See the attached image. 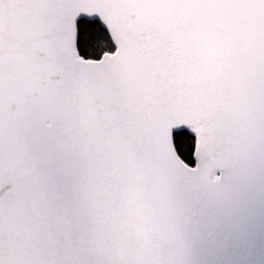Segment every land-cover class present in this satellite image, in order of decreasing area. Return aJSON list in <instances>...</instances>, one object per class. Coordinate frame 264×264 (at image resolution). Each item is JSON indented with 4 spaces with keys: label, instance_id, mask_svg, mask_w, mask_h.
Segmentation results:
<instances>
[{
    "label": "snow or ice",
    "instance_id": "obj_1",
    "mask_svg": "<svg viewBox=\"0 0 264 264\" xmlns=\"http://www.w3.org/2000/svg\"><path fill=\"white\" fill-rule=\"evenodd\" d=\"M250 167L264 0H0V264H181L190 200Z\"/></svg>",
    "mask_w": 264,
    "mask_h": 264
},
{
    "label": "water",
    "instance_id": "obj_2",
    "mask_svg": "<svg viewBox=\"0 0 264 264\" xmlns=\"http://www.w3.org/2000/svg\"><path fill=\"white\" fill-rule=\"evenodd\" d=\"M215 173L211 190L186 208L181 264H264V173Z\"/></svg>",
    "mask_w": 264,
    "mask_h": 264
},
{
    "label": "trees",
    "instance_id": "obj_3",
    "mask_svg": "<svg viewBox=\"0 0 264 264\" xmlns=\"http://www.w3.org/2000/svg\"><path fill=\"white\" fill-rule=\"evenodd\" d=\"M186 162H189L190 165H193L194 162L190 161V160H186Z\"/></svg>",
    "mask_w": 264,
    "mask_h": 264
}]
</instances>
